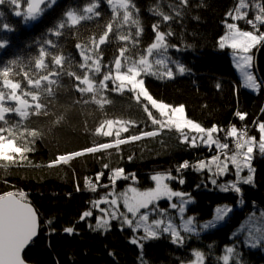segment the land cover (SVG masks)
<instances>
[{
    "label": "trees",
    "instance_id": "1",
    "mask_svg": "<svg viewBox=\"0 0 264 264\" xmlns=\"http://www.w3.org/2000/svg\"><path fill=\"white\" fill-rule=\"evenodd\" d=\"M28 1L12 4L6 0L0 4V44L4 45L0 47V91L5 95L7 79L18 83L22 93L36 94L38 103L43 105L39 114L31 106L27 117L15 112L5 116L6 128L17 130L15 136L22 142L32 140L28 135L32 129L40 133L29 144L33 150L26 152L25 159L0 160V195L15 190L26 192L41 217L39 236L24 252L25 259L33 264H197L196 252H200L204 256L201 264H224L222 256L224 248L233 241L232 231L255 205L264 206L263 156L256 160L254 184L241 185V195L204 187L203 173L192 167L174 173L177 181L182 178L184 183L179 182L177 187L173 181V186L178 190L181 187L195 199L189 213L200 220L212 217L218 205L236 206L238 201L244 202L243 208H235L224 225L197 235L184 232L183 241L173 242L172 235L163 232L158 237L141 240L140 245L132 242L138 239V233L131 225L112 220L107 227L97 228V214L83 219L82 216L95 200L85 186L87 182L106 184L111 182L112 170L124 169L125 174L136 177L138 186L148 188L152 186L151 173L155 167L179 168L184 161L194 164L216 151L181 142L176 131L170 136L166 130L138 143L136 148L132 144L99 148L115 140L97 131L106 119L136 122L128 136L153 130L148 111L132 91L117 92L112 80L104 82L108 85L106 89L99 88L108 68L115 76L114 60L122 56L121 49H127L123 53L125 58L141 57L155 41L158 31L167 35L170 32L168 41L177 48L171 51L172 57L186 71L164 79L142 73L145 87L154 98L173 106L183 105L188 117L207 129L264 122V89L260 88L259 92L245 89L228 50L219 48V38L227 30L224 21L240 0H187V4L181 0H128L131 12L128 21L123 20L125 9H113L108 0H55L50 6L46 3L40 18L31 23L23 13L27 11ZM248 3L242 9L245 16L237 19L246 29L254 17H264L261 12L264 0ZM93 4L97 6L87 12ZM21 10V16H16L15 12ZM69 11L84 18L72 23L67 15ZM161 13L170 19L164 21ZM133 20L139 24L132 23ZM256 21L264 31V19ZM5 24L7 28L3 27ZM109 24L112 27L105 43L97 47ZM255 51L256 69L264 79V43ZM81 52L90 57L89 66L93 53L101 65L100 73L93 77L98 91L91 101L88 94L78 90V86L85 87L81 81L88 70L80 67L84 63ZM56 56L61 58L59 65L54 63ZM37 61L42 63L38 65ZM5 67L9 69L7 77L2 75ZM69 73L81 76V81ZM45 75L48 80L42 79ZM50 81L55 83L49 84ZM48 87L51 94L43 91ZM99 98L104 99L103 105L94 101ZM8 105L13 107L15 103ZM237 112L246 114L245 118L241 120ZM17 122L22 125L19 129L14 127ZM0 125L4 122L0 121ZM88 147L97 150L89 153L85 151ZM73 152L82 154L72 156ZM61 155L70 157L69 161H58ZM123 184L120 183L119 189ZM159 203L164 205L166 201ZM69 227L73 228L72 233L65 231ZM236 253L240 262L234 259L231 264H264V253L260 250L241 244Z\"/></svg>",
    "mask_w": 264,
    "mask_h": 264
},
{
    "label": "snow or ice",
    "instance_id": "2",
    "mask_svg": "<svg viewBox=\"0 0 264 264\" xmlns=\"http://www.w3.org/2000/svg\"><path fill=\"white\" fill-rule=\"evenodd\" d=\"M6 0H0V4L5 3ZM12 4H17L18 0H10ZM48 3L49 6L51 3H55V0H29L27 3V13L26 18L35 19L37 16L41 14L43 9L40 7L41 5H44L45 3ZM108 2H112V0H108ZM183 4H187V0H181ZM97 5L93 4L90 7L86 9L87 12H92L93 8ZM241 0V7H244ZM119 7H122L125 9L123 20L128 21L131 17V12L128 11L129 3L128 0H119ZM134 9V5L132 6ZM261 12L264 13V8L261 9ZM2 15V13H0ZM16 16H21V12L16 11ZM67 15L72 19V23H76L78 19H83L84 17H76L71 11L67 13ZM98 15V13L96 14ZM163 20L167 21L170 19L168 15L162 14ZM231 15V13H229ZM240 17L239 9H237V17ZM257 20H262L264 17L257 16ZM132 23L139 24L138 20H133ZM251 24L252 21H249ZM4 28H7L8 25H3ZM60 27H64L63 24L60 25ZM112 25L109 24L107 26V31H105L100 37L97 44V47L99 45H103L106 41V38L108 36V31H111ZM155 28H158V25L154 26ZM227 28L229 29V34L224 36L223 39L220 40L219 47L224 48L226 46V41H231L230 47L233 50H238L242 53H247L252 47H254L258 42L264 41V35L257 36L253 34L251 31H240L237 28V25L232 23L228 24ZM57 35H59V32H57ZM168 35H171L169 32ZM122 39H127L128 37L122 36ZM155 41L154 43H151L149 47H147V53L151 55L153 53L154 49H162V51L159 53V55L162 57L160 59H157L155 61V64L158 66H163L164 72L163 75H166L167 77L171 78L173 77V72L171 68L168 67V62H171L174 64L179 73L183 74L186 69L178 61H171L170 57L166 56V51L168 45L165 43V33L164 32H157L155 35ZM95 43V41H93ZM48 43H51V41H48ZM3 44H0V47H3ZM77 48H80V45H76ZM187 47H190L187 46ZM127 51V49H121L120 53L123 55V53ZM44 51L41 49V57H43ZM81 55L83 56L84 63L80 65L81 68H86L88 70H91V67H95V72L93 73V77H95L97 74L100 73V62L99 59H97L92 66L88 65V60L90 59L89 56H85L83 52H81ZM99 55V54H97ZM251 57L247 55L240 56V62L242 64H247L250 62ZM131 67H127L124 72H121L122 64L121 60L119 58L114 60L115 69H116V75L115 77H112L111 74V68H108V70L102 75V79L99 82V88L106 89L108 85L104 83L105 81L112 80L113 83L115 81H120L119 86L115 89L117 91H123L126 86L128 87L129 91L136 92V100L139 101L140 97L142 96L145 101L150 102L152 108L157 109L161 117H166L167 122L169 125H175L176 129L182 130L185 127H189L192 130H194L197 133L204 134L207 131V137L208 140H211V133L215 132V127L205 130L199 123L193 122L191 119L185 118V107L183 105H180L178 107H172L169 104L158 102L156 98H154L144 84V79L139 78L141 77V73L145 74H151L152 65L148 63L147 59L144 56H141L139 61L131 60ZM42 61H37V64L40 65ZM54 63L56 65L61 64V58L59 56L54 57ZM9 69L7 67L4 68L2 75L4 77L8 76ZM70 75L75 76V79L77 81H81V76L76 75L75 73H69ZM27 75V74H25ZM156 75H160L159 72L156 73ZM245 78L251 82L252 85H255V79L252 75L245 73ZM42 79L48 80V76H43ZM86 87H79L78 90L81 93H94L98 91V88L94 86L93 80H90L87 75H84L83 80L81 81ZM29 84L32 83L31 80L28 82ZM37 86L39 85V80L35 82ZM55 83L54 81H50L49 84ZM4 84L8 85L11 89L15 90L20 88V85L18 83H12L11 81L5 79ZM219 87V85H217ZM43 91L48 92L51 94V88L48 87L46 89H43ZM25 96H31L32 101H37L38 96L34 94L33 92H25ZM9 99L18 101L17 106L13 107H3L0 105V121L4 122V125H0V133H4L7 128V121H5L4 114L7 112H15L20 117L24 118L28 116V112L25 110L27 107H29L28 100L22 99L20 96H17L15 91L11 92L9 94ZM4 100V93L0 91V101ZM97 103H101V101H97ZM43 107L41 103H35V108L33 109L35 114H39L40 109ZM144 110L148 111L147 105L144 106ZM45 115L47 112L44 113ZM149 117L152 116L151 112H148ZM236 115L243 120L246 116V114H242L240 112H237ZM153 124H159L161 127H163V121L157 120L155 118L152 119ZM108 124V131L104 133L106 136H112V124L113 121L109 120L107 122ZM22 125L17 122L14 127L16 129H19ZM127 131V129H124ZM97 131H103L102 128L97 129ZM259 132L261 133L260 142L258 145L259 152L261 154H264V123L259 124ZM237 133V129L235 126L231 128L230 135L235 136ZM29 136L32 137L31 141H25L19 144V146L16 143V138L12 134V132L9 130L8 136L0 135V159L12 162L14 161L15 154H20L21 159H25V153L30 152L33 149L29 147L30 143H34V139L40 135L38 130L32 129L30 133H28ZM117 137L119 136V132L116 133ZM143 136L152 137L157 135L154 131H147L142 133ZM130 139L132 141H136L141 139V136L139 135H131ZM185 142H187V136H185ZM196 138L193 137L192 139V146L195 147ZM124 140H117V144L125 143ZM255 142V138H251L248 141H244L242 143L238 142L236 147L237 149L243 148L244 144H248L249 146L246 149V152L243 154V159H238L237 156H233L231 158L232 164L235 166V176L236 181L231 182L230 184H224L221 183L218 185L219 190L222 192H227L229 190L234 191L236 194H242V189L239 187V183L244 184H252L253 183V175L254 168L252 167V154L254 152L253 144ZM102 148H110L112 147L111 144H102L100 145ZM221 148H227L226 144L220 145ZM97 149L93 147H88L85 149V151L91 153L95 152ZM81 152H73L71 153L72 156H80ZM219 158L214 156L212 159V162H205L204 160H200L197 163L190 164L188 161H184L182 165L179 166L177 171L179 172L181 169H187L189 167L194 168L196 171H202L204 169H207L210 173H212L213 177L217 176H223L227 174L228 169L227 165L221 166L220 164H216L215 171H213V168L211 164H215V162ZM58 161H66V157L61 155L58 157ZM247 169L248 175L246 177H242L241 173ZM123 170L117 169L116 173L113 175V179L119 178L120 175H122ZM126 178V177H125ZM154 181L157 182L156 187L154 189L144 191V192H138L137 189L133 188L131 189L133 195L131 197H127L125 199V203L128 208V212L131 213H137L142 208H147L150 203L153 201H157L163 197L171 198L173 196L179 197L180 199V206H179V212L183 215V213L186 211V208L184 205H187L189 203H194V200L191 198L190 194H186L179 191H173L170 189L169 185L166 183H163L164 177L160 175H155L151 177ZM169 179H176L175 177H168ZM179 182L181 184L184 183V180L182 178L179 179ZM211 183L213 185H217V179L212 178ZM199 187V186H197ZM131 201V202H130ZM115 203V201H113ZM171 208L177 209L178 205L176 203H172ZM239 206V201L238 205ZM232 211L231 208H229L228 205H224L223 207H216L214 209L215 215L212 220L206 221L201 227L203 229H210L214 228L219 222L223 221L224 218L228 215V213ZM92 215L91 211H86L83 213L82 219L84 217H90ZM113 218H115V214H113ZM142 221H147L149 219L148 215H142L140 217ZM194 218H188L183 221V228L186 232H191L193 229L191 225L193 224ZM125 223L131 225L132 221L127 219L125 217ZM155 226L158 228L160 225L164 224L163 220H155ZM107 222L104 224L98 223L96 225L97 228L106 226ZM38 223H37V214L36 211L33 209V207L27 202L25 194L24 193H14V192H7L5 195H0V264H25V261L22 259V252L25 249V247L33 240V238L38 234ZM65 231L67 233H72L73 228L69 227L66 228ZM145 232L148 234L147 236L143 237L142 239H147L150 237H156L157 232L155 230H152L150 228H145ZM163 232H171L173 237V242H176L177 240L182 241V237L180 236V233L175 229L171 221L168 222L167 226L163 228ZM248 239L251 241V245L253 247L257 246L258 244H264V229H256L255 233L249 232ZM133 243H138L136 239H133ZM229 253L233 251V249L229 248L227 250ZM197 256H200V253L196 254ZM225 260H228V256L224 257Z\"/></svg>",
    "mask_w": 264,
    "mask_h": 264
},
{
    "label": "rangeland",
    "instance_id": "3",
    "mask_svg": "<svg viewBox=\"0 0 264 264\" xmlns=\"http://www.w3.org/2000/svg\"><path fill=\"white\" fill-rule=\"evenodd\" d=\"M248 1L249 0H242L243 4L245 6L241 7V0H240L237 4L236 9L231 12V15H229V14L227 15V20L224 21L226 28H227L228 24L234 23L237 25V28L240 31H251V32H253V34H255L257 36L264 35V31L260 29L255 17H254V20H252V23L249 25V27H250L249 29L244 28L243 26H241L237 22V19H238V18H236L237 17V9H239V12H240L239 18L244 17L246 12L242 11V9L244 8V10H245L249 6ZM112 6H113V9L117 10L119 8V3L115 2V3H113ZM22 11L23 10H21L20 12H22ZM23 13L26 14L27 11H24ZM41 14H42V12H41ZM41 14L39 16H37V18H35V19L26 18V15H25V19H27L29 21V23H31L32 21L39 19ZM158 32H162V31H158ZM228 34H229V29L227 28V31L219 38V43H220V40L223 39V37L228 35ZM154 42H156V41H154ZM154 42H152V43H154ZM165 43L168 45L167 51H166V56L170 57L171 61H176L175 58L172 57L171 51L173 49H177V48L172 47V45L169 43L168 35L166 33H165ZM225 43H226V46L224 48H220V47L219 48L228 50V52L231 56L233 67L235 68L237 75L242 82V86L245 89L253 91V92H259L260 88L264 89V79H262V76L257 72L256 65H255V59H256L255 49L259 45L264 43V41L258 42L247 53H242V52H239L238 50L231 49V47L229 46L231 41H226ZM180 50H181V48H180ZM161 51H162V49H159V48L154 49L153 53L151 55H149L146 51L143 56L147 59L148 63L152 65L151 74H149V75H154L160 79H164L167 76L163 75V72H164L163 66H158L155 64V61L157 59L162 58L159 55V53ZM243 55L250 56L251 57L250 62H248L247 64H242L240 62V56H243ZM90 56L93 59L91 61V65H93L94 62L96 61V58H95L94 53L91 54ZM119 59L121 60V64H122L121 72H124L127 67L132 66L131 62H130L131 60H135L138 62L140 57L139 56H131V57L127 56L125 58V56L122 55L121 57H119ZM168 67L171 68L173 74L179 73L177 67L174 64H172L171 62H168ZM94 72H95L94 66L91 67V70L86 71V75L88 76V78L90 80H93V82H94V79H93V73ZM114 72L116 75L115 65H114ZM157 72H159L160 75H156ZM246 72L254 77L255 82H256L255 85H252L251 82H249L245 78ZM142 73H141V77H138V79L143 78ZM12 83H15V82H12ZM113 84H114L113 88L116 89L119 86L120 81H115V83H113ZM144 84H145V81H144ZM94 86L96 87L95 84H94ZM85 87H86V85H85ZM128 87H130V86H126L122 92L129 91ZM5 90L6 91H5V95H4V100L0 101V105H2L3 107H11L8 105V103H15V106L18 105V101L9 99V94L13 91H15L17 96H20L22 99L28 100V103L30 106L25 109L26 111H28L31 106H35V103H38V101H35V102L32 101L31 96L30 97L25 96L24 93L21 92L20 88L13 90L8 85H6ZM117 92H121V91H117ZM133 93H134V96L136 97L137 93L136 92H133ZM84 94H88L89 100L91 101V99H92L91 96L95 95L96 92L84 93ZM98 100L101 101V103H97ZM94 101L99 105L104 104V99H101V98L94 99ZM139 101H141L144 106L147 105L148 112L152 113L151 125H149V126H151L150 128H153L152 131L156 132L157 135L161 134L162 133L161 131L166 130V131H169L168 135L174 136L171 133H174V131H176L180 135V136L178 135V137H180L181 142H185L184 138H185V136H187V138H188L187 142L192 146V139H193V137H195L196 138V140H195L196 146L195 147L206 148V149H208L209 152L210 151L214 152L217 149V152L214 155H212L210 157L202 158L201 160H204L205 162L211 163L213 157L216 156L219 159L215 162V164H211L213 171H215L216 164H220L221 166L226 164L228 172H227V174H225L223 176L213 177L212 173H210L207 169L199 171V172L203 173L202 184L204 187L212 186V187L219 189L218 185L221 183L230 184L231 182H235L236 181L235 166L232 164L231 158L233 156H237L238 159H243V154L246 152V149L249 146L248 144H244L243 148L237 149L236 145L238 142L242 143V142L248 141L254 137L255 138V142L253 144L254 152L252 154L253 158L251 161L252 167L254 168V172L252 173L254 179H253V183L250 185L254 184L257 157H262V156L264 157V154H261L259 152V148H258V145L260 142V137H261V133L259 132V124L264 123V122H254L250 126H242V127L241 126H235L237 129V133L235 136H232V135H230V133H228L229 130L231 132V128L234 125L227 126L224 128H219L217 126H214L216 131L211 133V140H208L207 131L204 134H201V133L195 132L194 130H192L189 127H185L182 130H178V129H176L174 124L169 125L167 122V118L161 117L158 110L152 108L150 102L145 101L142 96L140 97ZM158 102H161V101H158ZM162 103H164V102H162ZM170 106L178 107L180 105H174V106L170 105ZM8 113H10V112L5 113L4 116H6ZM153 118L163 121V127H161L159 124H153L152 123ZM185 118L190 119L186 113V109H185ZM109 120L113 121L112 128H111L113 134H112V136H107V137H109L111 139H115V140H112V142H109L107 144H111L112 147H117V146L126 147L128 144H130V145L132 144L133 146L137 145V146H135V148H136V147H138V143H141L145 139L157 136V135L152 136V137L143 136L142 133L145 131H142V133L138 134L139 136H141V139L136 140V141H132L130 139V136H128L127 132L130 129H134L136 127L137 123L134 121L123 120V119H106V120H104L99 127V129L102 128L103 131H98L99 133L105 135L104 133H106L108 131L107 122ZM193 122H195V121H193ZM195 123H197V122H195ZM201 127H203V126H201ZM203 128L205 130H207V128H205V127H203ZM124 129H127V131H125ZM9 130L12 132V134L14 136H15L16 132H18L17 130L7 128V130L4 133H0V135L8 136ZM117 132H119L118 137L116 135ZM226 134L228 136L227 138H226ZM15 138H16V143L19 146V144L22 143V140H21V138H17L16 136H15ZM118 139L124 140L126 142L122 143V144H117L116 141ZM175 140H177V139H175ZM223 144H226L227 148H221L220 145H223ZM112 147H110V148H112ZM99 148H102V147H99ZM20 157H21L20 154H15V158H14L15 161L14 162H17V160H20ZM69 159H70V157H66V161H69ZM0 160H2V159H0ZM2 161H5V160H2ZM177 169L178 168H171V167H169V168L155 167V169L151 173V176L160 175V176L164 177L163 183L168 184L171 190L177 191L178 188L175 189V187L173 186V181L175 182L177 187L179 186V181H177V175H175L174 173L177 172V174H180L181 171L183 170V169H181L178 172ZM187 169H189V168H187ZM116 170L117 169H114L111 171V175L109 176V179L111 182H108L106 184L98 183L99 185L98 184L96 185V183L87 182V184L85 185L86 188L88 189V191L92 192L95 196V200L92 203L89 211H91L92 214L95 213L98 215V219H99L100 224H104L105 222H107L106 226H104V227H107L112 220L113 221L117 220L121 223H125V217H126L127 219L132 221L131 227H133L134 231H136L138 233V239H136V240L138 241L139 244L141 242H143L141 240H146V239H142V238L148 235L145 232V228H150L152 230H155L157 232L156 237H158L159 235H161V233H163V228L165 226H167L169 221H171V223L173 224L175 229L180 233V236L183 239H184L183 233L186 232V231H184V228H183V221L190 218V217L194 218L193 224L191 225L193 230L191 232H186V233L197 235L200 232H204V231L212 229V228L203 229L201 226L206 221L212 220L214 218L215 212L212 215V217L207 218V219H203V220L198 219V217L194 214H190L189 209L192 208L193 206H195V202H196L192 196H191V198L194 200V203H189L187 205H184V207L186 208V211L183 213V215L178 210L179 206H180V199L181 198L175 197V196H173L171 198L163 197L157 201H153L152 203H150L148 205L147 208H142L137 213L128 212V208H127V205L125 203V199L127 197H131L133 195L131 189L135 188V189H137L138 192L142 193L144 191L154 189L156 187L157 182L152 179L153 180L152 186H150L148 188H141L140 186H138L136 177H134V176L132 177L130 174H125L126 171L124 169H122L123 173H122V175L119 176V178L113 179V175H114V173H116ZM248 174H249L248 170L245 169L241 173V176L246 177ZM228 175L230 176V178H228ZM169 176L175 177L176 179H169L168 178ZM212 178L217 179V185H213L211 183ZM123 182H124L123 187L121 189H119L121 187L120 183H123ZM243 184L244 183H242V182L239 183V187L241 188V185H243ZM99 189L101 190L100 193L97 192ZM178 191L183 192L184 190L180 187V190H178ZM230 191L231 190H229L227 192H230ZM21 192L25 194L26 200H27V202H29V195L26 192H23L20 190L14 191V193H17V194L21 193ZM232 192H234V191H232ZM239 195H241V194H239ZM113 201H115V203H113ZM161 201H163V202L166 201V204L160 205L159 202H161ZM172 203H176L178 205V208L177 209L171 208L170 205ZM224 205H228L229 208L232 209V211H230L228 213V215L224 218V220L219 222L215 227H219L220 225H224L227 222L229 216L233 214V210L235 208H237V207L239 209L243 208L244 202L239 203V206H237V205L234 206L231 204H221V205H218L216 207H223ZM113 214H115V218H113ZM37 215H38V213H37ZM142 215H148L149 219L147 221H142L140 219V217ZM158 219L163 220L164 224L160 225L157 228L155 226L154 222H155V220H158ZM40 228H41V217L38 215V231L40 230ZM256 229H264V206L255 205L253 210H251L249 213H247L246 217L242 220V222L232 231L231 237L233 238V241L224 248L225 252L222 256V260H223L224 264H231L232 260H234V259L236 260V262H240V257L236 253V251H238V246L241 244H243L244 246L249 247L251 249L260 250L264 253V244H258L257 246L253 247L251 245V241L248 239L249 232L255 233ZM166 233L171 234V232H166ZM38 236H39V233H38ZM149 238H155V237L149 236L147 239H149ZM183 239H182V241H183ZM178 241H181V240H178ZM229 248L233 249V251L231 253H229L227 251ZM197 253H200V252H196V254ZM225 256H228V260L224 259ZM203 257L204 256L202 253H200V256L196 255L195 260L197 261V264H201Z\"/></svg>",
    "mask_w": 264,
    "mask_h": 264
},
{
    "label": "water",
    "instance_id": "4",
    "mask_svg": "<svg viewBox=\"0 0 264 264\" xmlns=\"http://www.w3.org/2000/svg\"><path fill=\"white\" fill-rule=\"evenodd\" d=\"M113 1H119V0H112ZM111 2V3H112ZM47 3V2H46ZM43 5H41L40 7L42 8ZM32 207L33 209L36 211L35 207L33 206V204H31L30 202H28ZM36 214H37V211H36ZM37 223H38V215H37ZM37 232L39 233L38 229H37ZM38 237V234L33 238V240L25 247V249L23 250L22 252V259L25 261V264H33V263H30L28 261L25 260V257H24V252L26 251V249L31 245V243Z\"/></svg>",
    "mask_w": 264,
    "mask_h": 264
},
{
    "label": "bare ground",
    "instance_id": "5",
    "mask_svg": "<svg viewBox=\"0 0 264 264\" xmlns=\"http://www.w3.org/2000/svg\"><path fill=\"white\" fill-rule=\"evenodd\" d=\"M28 2H29V1H28ZM45 4H46V3H45ZM45 4H44V5H45ZM44 5L42 6V8L44 7ZM228 133H230V130L228 131ZM228 133H227V134H228ZM227 134H226V138L228 137ZM216 152H217V149H216L215 153H216ZM213 155H214V154H213ZM25 260H26V259H25ZM26 261H27V260H26ZM30 263H31V262H30Z\"/></svg>",
    "mask_w": 264,
    "mask_h": 264
}]
</instances>
